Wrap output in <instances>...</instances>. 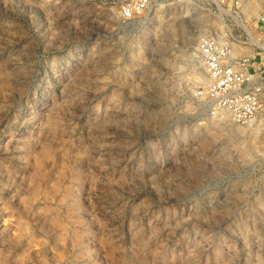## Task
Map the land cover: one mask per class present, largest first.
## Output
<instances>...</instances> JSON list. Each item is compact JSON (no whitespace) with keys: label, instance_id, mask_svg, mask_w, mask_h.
I'll use <instances>...</instances> for the list:
<instances>
[{"label":"rangeland","instance_id":"374dc122","mask_svg":"<svg viewBox=\"0 0 264 264\" xmlns=\"http://www.w3.org/2000/svg\"><path fill=\"white\" fill-rule=\"evenodd\" d=\"M131 1L0 0V264H264V111L197 52L264 70V0Z\"/></svg>","mask_w":264,"mask_h":264},{"label":"built area","instance_id":"2783aa9c","mask_svg":"<svg viewBox=\"0 0 264 264\" xmlns=\"http://www.w3.org/2000/svg\"><path fill=\"white\" fill-rule=\"evenodd\" d=\"M150 2L132 0L122 9L123 17L142 13ZM197 52L207 73V99L214 110L242 124L264 111V70L250 65L249 57L236 58L231 46L220 39L201 40Z\"/></svg>","mask_w":264,"mask_h":264},{"label":"bare ground","instance_id":"6f19581e","mask_svg":"<svg viewBox=\"0 0 264 264\" xmlns=\"http://www.w3.org/2000/svg\"><path fill=\"white\" fill-rule=\"evenodd\" d=\"M239 23H240V26H242L244 28V30L247 32V35H248V38H249L248 39L249 40L248 43H250L253 46H259L260 48L264 49V44L254 40V39H251L249 31H247L248 30L247 25L244 22H242L241 20H239Z\"/></svg>","mask_w":264,"mask_h":264}]
</instances>
